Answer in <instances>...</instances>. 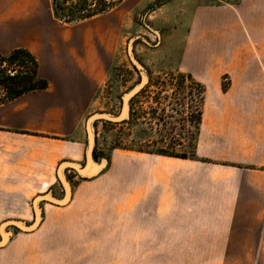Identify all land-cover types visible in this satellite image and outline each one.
<instances>
[{"label":"crops","instance_id":"1","mask_svg":"<svg viewBox=\"0 0 264 264\" xmlns=\"http://www.w3.org/2000/svg\"><path fill=\"white\" fill-rule=\"evenodd\" d=\"M148 1L123 0L65 23L53 0H0V53L30 51L48 83L0 105V225L8 213L34 214L39 195L64 198L58 168L85 165L86 121L116 57L122 24ZM255 4L264 0L197 5L192 12L187 73L205 89L193 158L115 152L93 178L69 168L79 190L72 186L65 206L44 202L42 210H71L80 201V213L99 212L102 192H115V213L150 229L147 238L171 239L149 243L188 246L190 260L264 264V86L254 82L253 61L238 60L252 42ZM4 259L0 253V264Z\"/></svg>","mask_w":264,"mask_h":264},{"label":"rangeland","instance_id":"2","mask_svg":"<svg viewBox=\"0 0 264 264\" xmlns=\"http://www.w3.org/2000/svg\"><path fill=\"white\" fill-rule=\"evenodd\" d=\"M53 1L67 11L85 0H75L73 3L71 0ZM121 1L105 0L107 5ZM241 1L149 0L124 20L116 57L106 83L96 96L91 115L102 112L118 115L122 109L123 95L140 82V75L128 57L131 40H135V56L146 68L150 81L142 89L144 92L132 99L129 120L96 123L94 152L98 162L111 161L115 152L193 155L198 136L197 118L204 102L199 87L190 80L182 81L180 77L181 74L189 75L187 72L191 67L187 48L192 12L197 5L226 6ZM88 5L93 9L99 7L98 2L91 0ZM252 16V42L238 54V60L253 61L251 71L254 82L264 86V5L255 4ZM228 83L227 80L224 82ZM67 176L78 191L80 182L75 181L73 175ZM102 193V200L110 205H104L106 203L103 201L99 212L80 213L79 201L71 210H42L43 222L34 233L26 234L13 227L8 228L13 237L8 247L0 250L4 254V263L241 264L190 260L188 246L149 243L152 240L171 239L165 236L147 238L148 233L152 232L150 229H137L136 223L139 221L133 220L130 224L129 216L113 211L117 209L116 193ZM8 220H24L32 224L34 214L32 211L8 213L3 222ZM244 264L262 262L248 261Z\"/></svg>","mask_w":264,"mask_h":264},{"label":"water","instance_id":"3","mask_svg":"<svg viewBox=\"0 0 264 264\" xmlns=\"http://www.w3.org/2000/svg\"><path fill=\"white\" fill-rule=\"evenodd\" d=\"M149 28V27H148ZM159 36V33H156ZM134 42L131 40L128 44V57L133 65L134 69L140 75V82L133 87L130 91L125 93L122 97V109L118 115L111 113H95L91 115L86 121V132H87V149H86V163L85 165L63 162L57 172L59 181L64 189V198L57 199L53 196L51 191L46 194L37 196L33 201V210H34V222L28 224L22 220H8L3 222L0 225V248L5 247L12 239L13 233L7 231L8 228L13 227L20 232L31 234L35 232L43 222L42 217V208L41 204L44 202H50L58 206H65L71 199L72 195V184L68 180L66 171L69 168H73L80 175V177L88 179L97 176L100 172L104 170L107 166V160L98 162L94 156V150L96 147V123L99 121L111 122V123H120L125 122L130 119L131 112V101L137 96L142 89L149 83L150 77L147 73L146 68L138 61L134 53Z\"/></svg>","mask_w":264,"mask_h":264},{"label":"trees","instance_id":"4","mask_svg":"<svg viewBox=\"0 0 264 264\" xmlns=\"http://www.w3.org/2000/svg\"><path fill=\"white\" fill-rule=\"evenodd\" d=\"M71 1L73 3L75 0ZM89 1L90 0H85L82 3L79 2L76 7L67 9V11H65L62 7H59V5L53 1L54 14L56 18L65 23H74L103 14L118 4L112 3L107 5L105 0H91V2L96 1L99 3V7L93 9L91 5H88ZM62 13H64L63 17ZM38 69L39 64L36 57L26 49H16L8 54L0 53V105L13 101L29 93L46 90L48 83L39 77ZM180 77L182 81L190 80L199 87L202 96L201 99L202 102H204V87L197 83L191 75L181 74ZM143 92L144 90L140 92V94ZM202 115L203 111L201 110L197 118L199 124L198 132L202 121ZM140 153L156 154L180 159L193 158L195 155L193 153L191 157H186L184 155L173 156L167 153ZM94 156L97 159L96 152H94Z\"/></svg>","mask_w":264,"mask_h":264}]
</instances>
